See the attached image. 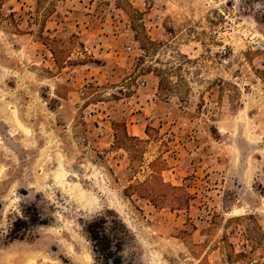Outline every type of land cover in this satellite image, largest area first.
Here are the masks:
<instances>
[{"label": "rangeland", "instance_id": "1", "mask_svg": "<svg viewBox=\"0 0 264 264\" xmlns=\"http://www.w3.org/2000/svg\"><path fill=\"white\" fill-rule=\"evenodd\" d=\"M237 2L0 0V264H111L85 231L107 211L129 231L120 264H264V51L234 81L242 39L264 41V21H234L227 63L207 50ZM129 44L121 66L89 53ZM146 74L156 103L143 117ZM174 121L201 152L220 145L181 188L162 173Z\"/></svg>", "mask_w": 264, "mask_h": 264}, {"label": "built area", "instance_id": "2", "mask_svg": "<svg viewBox=\"0 0 264 264\" xmlns=\"http://www.w3.org/2000/svg\"><path fill=\"white\" fill-rule=\"evenodd\" d=\"M255 0H238L236 4H232L228 7L227 14H222V23L218 26H213L211 34V43L207 46L208 53L214 56L216 59L222 63H227L229 61L230 55L235 53V49L232 46V36L234 34V21L242 17L249 18L250 15H253L254 18H259L264 21V0L262 3H255ZM264 25V24H263ZM254 37H251L250 34H247L242 39V48L239 53L240 61L243 66L247 67V71H239L235 75L234 81L236 85L243 84L246 80L247 75L253 74L252 67L248 64L245 55L248 53H259L264 51V41L254 40ZM134 51V46L132 44L125 45L122 47L120 54L130 56ZM259 67H264V62H258ZM137 86L141 87L146 84L145 76H140L136 79ZM134 125H140L141 120L139 118H134ZM169 138L174 140L175 136L173 133H170ZM201 208L197 209L196 218L201 222Z\"/></svg>", "mask_w": 264, "mask_h": 264}, {"label": "crops", "instance_id": "3", "mask_svg": "<svg viewBox=\"0 0 264 264\" xmlns=\"http://www.w3.org/2000/svg\"><path fill=\"white\" fill-rule=\"evenodd\" d=\"M100 40V38H99ZM100 42L99 41H96V46L100 47ZM98 47H93V49L89 52L93 55H96V54H106V55H109V54H113L114 57L116 58L117 60V63L119 64L118 61L122 60L121 58V54L119 53L122 49L121 48H116L115 50H111L109 53L107 52H104L103 50L102 51H98L100 49H98ZM117 55V57H116ZM101 56V55H99ZM121 66V63L119 64ZM145 76V79H146V83H147V86H150L151 89H155L154 91H152L151 93L148 92V95L147 97L149 98V102L147 103L148 105V108L149 110H145V109H142L143 111V117H147L150 113V111L152 110L154 104L156 103V98H155V95H154V92H156V88H155V85L157 84V79L155 76H152L150 74H146L144 75ZM152 98H155V99H152ZM171 105H175L173 103V101H171ZM170 105V106H171ZM171 110H174V107H170ZM134 118H139L141 120V124L140 125H134V124H130L129 127L130 130H132V133H133V127H138V126H141L142 123H143V119L139 116H133L132 118V123H133V120ZM183 118V117H182ZM178 119H181V118H178ZM174 125L171 126V129L169 131V134L170 133H173L174 136H175V139L174 141L172 142V148L169 152L170 154V161L167 160V163L168 164H172L173 166L172 167H169L167 170H165V172H162V173H167L169 174V178L167 180L164 179V182H168L169 184H171L172 186H176L177 188H181L183 186V182L185 180V178L187 176H190L189 174H191L192 178L197 181L199 179V177H201V158H206V159H212L217 153V149L220 148L219 144L216 143L215 141H209L207 146L205 147V150H202L201 152V135L200 136H196L195 134H201V130L200 128H196V126H193V128H195V131L192 132V129L190 131V133L195 136H190L189 135V140L186 141V142H182L180 139L183 131L182 129H180L177 124L176 121L173 122ZM143 134V131L140 130L139 131V135L138 136H141ZM180 138V139H179ZM185 159H187L188 161H186L188 164H187V167L183 168V164L185 165ZM206 159H203V160H206ZM183 162V164H182ZM183 168V169H182ZM184 189H188V188H184Z\"/></svg>", "mask_w": 264, "mask_h": 264}, {"label": "trees", "instance_id": "4", "mask_svg": "<svg viewBox=\"0 0 264 264\" xmlns=\"http://www.w3.org/2000/svg\"><path fill=\"white\" fill-rule=\"evenodd\" d=\"M109 227L118 231L116 237L112 238L106 232ZM85 231L87 240L92 244L102 260L111 262V264L121 263L119 256L122 245L121 240L123 241L129 236V231L117 214L107 211V216L96 218L88 223Z\"/></svg>", "mask_w": 264, "mask_h": 264}, {"label": "bare ground", "instance_id": "5", "mask_svg": "<svg viewBox=\"0 0 264 264\" xmlns=\"http://www.w3.org/2000/svg\"><path fill=\"white\" fill-rule=\"evenodd\" d=\"M18 126V125H17Z\"/></svg>", "mask_w": 264, "mask_h": 264}]
</instances>
